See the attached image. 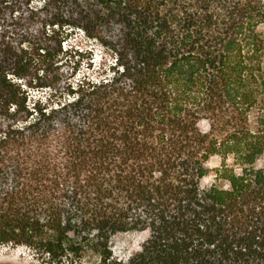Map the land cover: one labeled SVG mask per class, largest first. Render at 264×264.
<instances>
[{"label":"trees","instance_id":"16d2710c","mask_svg":"<svg viewBox=\"0 0 264 264\" xmlns=\"http://www.w3.org/2000/svg\"><path fill=\"white\" fill-rule=\"evenodd\" d=\"M68 28L112 52L99 77L65 70ZM0 245L264 264V0H0Z\"/></svg>","mask_w":264,"mask_h":264},{"label":"rangeland","instance_id":"374dc122","mask_svg":"<svg viewBox=\"0 0 264 264\" xmlns=\"http://www.w3.org/2000/svg\"><path fill=\"white\" fill-rule=\"evenodd\" d=\"M61 54L64 68L69 74L76 73L77 78L84 76L99 77V74L112 62V52L97 39L89 37L79 28H68L67 35L62 44ZM201 129L206 130L207 125L201 123ZM221 159L214 157L211 168L220 165ZM214 181L211 173L203 181L208 187ZM145 234H119L113 238L111 248L116 258L127 261L140 248ZM0 264H45L35 252L26 246L0 245ZM67 264V263H66ZM75 264H98V260L91 255H84L76 259Z\"/></svg>","mask_w":264,"mask_h":264}]
</instances>
